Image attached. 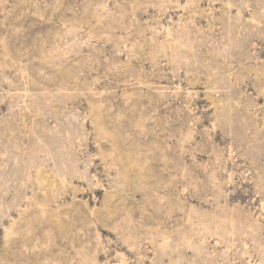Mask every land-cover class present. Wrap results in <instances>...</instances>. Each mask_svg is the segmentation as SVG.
Wrapping results in <instances>:
<instances>
[{
  "label": "rangeland",
  "instance_id": "374dc122",
  "mask_svg": "<svg viewBox=\"0 0 264 264\" xmlns=\"http://www.w3.org/2000/svg\"><path fill=\"white\" fill-rule=\"evenodd\" d=\"M0 264H264V0H0Z\"/></svg>",
  "mask_w": 264,
  "mask_h": 264
}]
</instances>
